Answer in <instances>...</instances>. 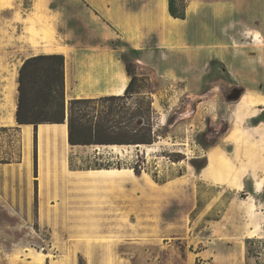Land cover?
Listing matches in <instances>:
<instances>
[{"label": "rangeland", "instance_id": "obj_1", "mask_svg": "<svg viewBox=\"0 0 264 264\" xmlns=\"http://www.w3.org/2000/svg\"><path fill=\"white\" fill-rule=\"evenodd\" d=\"M129 1L138 11L145 0H133L134 7ZM176 6L185 12L176 35L147 33L139 50L115 42L127 48L117 57L137 63L138 93L113 136L145 132L153 142L95 145L118 155L70 159L76 170L119 164L134 177L79 183L66 208L47 203L53 223L45 224L38 219L36 153L28 165L17 140L0 129V264H256L245 242L264 238V0ZM136 110L143 111L140 131L129 120ZM207 157L217 184L196 181ZM9 186L17 193L4 194ZM86 191L93 208L84 209Z\"/></svg>", "mask_w": 264, "mask_h": 264}, {"label": "crops", "instance_id": "obj_2", "mask_svg": "<svg viewBox=\"0 0 264 264\" xmlns=\"http://www.w3.org/2000/svg\"><path fill=\"white\" fill-rule=\"evenodd\" d=\"M128 1L0 0V129L9 133L11 143L17 140L28 165L36 153L38 219H45V224L53 223V218L46 214L47 203L54 206L52 201L55 200L59 209L66 208L76 199L79 183L121 184L135 175L131 169L121 168L116 170L127 173L119 179L93 180L89 173L97 171L71 168V156L90 159L107 155L117 157L118 153L113 152L111 146L69 145L66 123L38 124L36 128L17 125L18 71L28 58L50 52L61 54L65 60L66 103L73 99L122 95L129 78L116 51L124 53L127 48L141 49L145 45L146 34L152 31L176 35L175 26L184 22L169 15L168 0L142 1L138 11L129 10ZM129 2L134 7V1ZM194 10V4L187 7V17ZM117 40L127 48L115 46ZM169 43L166 39L160 41L162 47H168ZM132 63L138 69L137 63ZM207 159L208 163L197 173L196 181L205 185L217 184L206 171L212 169L211 159ZM13 169L10 167L8 171ZM3 193L17 191L9 186ZM86 193L84 209L93 208L92 194ZM12 198L14 196H10Z\"/></svg>", "mask_w": 264, "mask_h": 264}, {"label": "trees", "instance_id": "obj_3", "mask_svg": "<svg viewBox=\"0 0 264 264\" xmlns=\"http://www.w3.org/2000/svg\"><path fill=\"white\" fill-rule=\"evenodd\" d=\"M178 0H168V13L174 19H185L184 9L179 12L176 3ZM64 56L61 54H40L23 61L17 76V103L15 120L17 125L63 124L68 130V143L71 146L90 145H136L151 144L145 132L133 138H115L116 130H122L123 116L127 114V102L133 94H137L134 85L137 77L134 66L123 60L129 82L120 96H105L100 98L73 99L66 103L64 84ZM122 104L119 110L116 103ZM100 107L101 110L98 108ZM149 108V106H148ZM85 109L90 111L87 112ZM126 109V112H125ZM116 118V119H115ZM143 111L136 110L130 114L129 120L134 121L133 129L140 131L143 128ZM141 121V124L138 122ZM117 136V135H115ZM204 165L196 166L199 172ZM116 168L111 165H100L98 170ZM34 170H36V155L34 154ZM138 174L137 169L133 168ZM133 172V171H132ZM245 251L248 257L256 264H264V238H248L245 242Z\"/></svg>", "mask_w": 264, "mask_h": 264}, {"label": "bare ground", "instance_id": "obj_4", "mask_svg": "<svg viewBox=\"0 0 264 264\" xmlns=\"http://www.w3.org/2000/svg\"><path fill=\"white\" fill-rule=\"evenodd\" d=\"M261 42V41H260ZM97 172H91L89 173V177L93 180L97 179H102V180H114V179H119L120 176L124 175L127 173L125 171L124 173L118 172L116 169H111V170H96Z\"/></svg>", "mask_w": 264, "mask_h": 264}, {"label": "water", "instance_id": "obj_5", "mask_svg": "<svg viewBox=\"0 0 264 264\" xmlns=\"http://www.w3.org/2000/svg\"><path fill=\"white\" fill-rule=\"evenodd\" d=\"M236 91H237V94L236 95L239 96L241 90H236ZM138 124H141V121H139Z\"/></svg>", "mask_w": 264, "mask_h": 264}]
</instances>
